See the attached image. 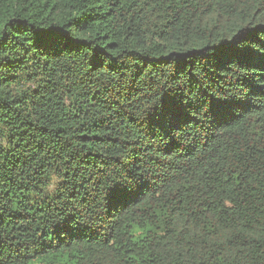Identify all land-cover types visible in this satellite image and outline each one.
<instances>
[{
    "label": "trees",
    "instance_id": "trees-1",
    "mask_svg": "<svg viewBox=\"0 0 264 264\" xmlns=\"http://www.w3.org/2000/svg\"><path fill=\"white\" fill-rule=\"evenodd\" d=\"M264 264V0H0V264Z\"/></svg>",
    "mask_w": 264,
    "mask_h": 264
},
{
    "label": "rangeland",
    "instance_id": "rangeland-1",
    "mask_svg": "<svg viewBox=\"0 0 264 264\" xmlns=\"http://www.w3.org/2000/svg\"><path fill=\"white\" fill-rule=\"evenodd\" d=\"M34 264H39V263H34Z\"/></svg>",
    "mask_w": 264,
    "mask_h": 264
}]
</instances>
